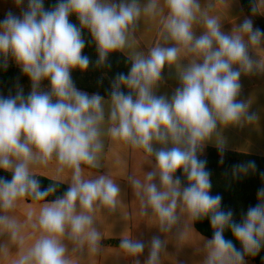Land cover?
I'll use <instances>...</instances> for the list:
<instances>
[{"label":"clouds","instance_id":"9594fccd","mask_svg":"<svg viewBox=\"0 0 264 264\" xmlns=\"http://www.w3.org/2000/svg\"><path fill=\"white\" fill-rule=\"evenodd\" d=\"M14 2L19 15L9 10L0 20V67L6 69L11 57L31 81L32 90L26 96L19 87L15 94H0V170L11 171L10 179L0 176V211L7 213L26 196L42 200L55 191L53 186L40 189L32 165L46 166L55 158L58 172L71 170L67 191L40 210L42 235L16 261L70 264L60 238L67 234L78 246L87 244L95 251L100 236L93 227V213L99 206L114 211L120 193L104 175L83 176L82 165L98 167L105 101L99 94L78 90L72 79L73 69L85 70L90 64L82 54V29L90 32L98 63H103L109 53L128 46L130 29L142 14H157L160 0H148L143 8L139 0H58L50 9L45 8V0H27L26 6L25 0ZM164 4L168 9L164 39L174 45H157L147 55H135L128 74H117L109 93L107 134L154 155L157 170L148 173L143 195L162 230L176 222V209L182 205L192 219L210 220L213 236L206 243L205 264H245V256H255L264 247V188L257 193L259 203L234 221L233 212L221 208L222 197L211 194L210 173L198 154L218 124H235L245 115L246 105L237 100L239 79L241 72L251 71L249 45L260 44L264 30L244 18L234 32L226 33L216 18H198L199 0H164ZM71 15L79 27L70 22ZM198 19L205 30L195 36L193 25ZM182 50L196 58L180 73V86L170 98L156 95L162 70L175 64ZM44 80L50 91L39 90ZM255 168V162L249 161L236 165L235 171ZM178 170L187 179L185 186L176 176ZM157 175L159 186L153 182ZM0 225L15 238L13 220L0 215ZM226 230L241 249L225 238ZM121 247L137 254L145 245L125 239ZM161 247L160 238L154 237L147 264H157Z\"/></svg>","mask_w":264,"mask_h":264},{"label":"crops","instance_id":"0c3cea01","mask_svg":"<svg viewBox=\"0 0 264 264\" xmlns=\"http://www.w3.org/2000/svg\"><path fill=\"white\" fill-rule=\"evenodd\" d=\"M249 1L255 8V17L249 14L240 0H199L200 12L197 16L216 18L221 30L226 33L234 32L244 18L252 19L254 27L258 28L259 21L264 23V0ZM26 2L27 0L24 6ZM139 2L143 8L148 0ZM9 10L19 15L20 8L14 0H0V20ZM167 15L168 9L164 0H160L157 14H142L136 27L130 29L128 46L117 51L132 62L135 55H147L157 45L173 46V41L164 39L163 24ZM204 30L202 20L198 19L193 25L194 35L199 36ZM245 39L247 40V37ZM249 55L253 67L251 71L241 72V87L237 96V100L246 105L245 115L238 123L218 124L212 137L204 142L202 156H205V150L210 148L264 158V40L258 45H249ZM195 58V54L182 50L175 64L165 65L154 93L170 98L180 86V73ZM8 65L20 68L11 57L8 59ZM104 101L105 122L101 125L103 148L98 154V167H81L85 179H94L100 175L112 179L120 189L118 203L114 211L99 206L93 213V227L100 236L95 251L87 244L78 246L67 234L60 238V242L66 247V259L70 264H147L151 241L154 237H159L162 247L157 264H205L208 255L206 243L210 239L199 234L193 219L183 206L178 205L176 209V222L162 230L158 217L146 205L143 190L148 173L157 170L155 157L140 148L113 140L107 134L110 126L107 119L110 99ZM249 114L252 116L251 120L247 118ZM154 147L159 148L160 145L154 144ZM58 167L53 158L46 166L32 165L31 172L35 178L69 187L71 170L58 172ZM4 172L11 174V171ZM153 182L159 186L158 175ZM51 203L36 202L26 196L19 199L15 207L7 213L0 211V215H7L16 225L15 238L9 229L0 225V264H16L19 257L31 249L42 235L38 226L40 210ZM125 239L143 242L144 250L137 254L128 252L120 246ZM245 264L255 263L245 257Z\"/></svg>","mask_w":264,"mask_h":264},{"label":"trees","instance_id":"16d2710c","mask_svg":"<svg viewBox=\"0 0 264 264\" xmlns=\"http://www.w3.org/2000/svg\"><path fill=\"white\" fill-rule=\"evenodd\" d=\"M245 9L253 17L256 16L254 6L249 0H240ZM58 0H45V8L50 9L56 5ZM70 22L79 27V21L75 15L69 17ZM258 28L264 30V23L258 22ZM82 38L85 40V48L83 55L89 57L90 64L87 69H73L72 79L78 90L90 93L99 94L104 99H110L111 85L117 74H128L131 61L123 56L120 52L114 51L108 54L107 59L103 63H98L99 55L96 50V44L91 37L88 29H82ZM3 58L0 57V64ZM49 85L47 80L40 84V91H44L45 87ZM22 88L25 96L32 90L31 81L23 74L22 70L18 67L9 66L5 69L0 67V94L8 95L10 92L15 94L17 89ZM125 92L128 89H123ZM199 158L206 161L205 168L210 173V181L212 184L211 194L220 195L222 197L221 208L225 211L231 210L233 212V220L239 222L251 206L259 203L257 193L261 188H264V158L252 157L242 154L228 153L217 149H206L205 156L199 152ZM249 161H254L255 170H249L247 173L236 172L235 167L238 164H247ZM0 173L11 178V174L0 170ZM181 179V185L187 184V179L182 170L176 173ZM35 178V177H34ZM37 180L43 181L47 187L53 186L55 191L50 193L42 200H35L28 196L30 200L36 202H53L58 197L63 196L68 187L46 181L41 178ZM194 227L200 235L211 239L213 236V229L210 220L206 217L199 220H194ZM226 239H233L229 230L225 231ZM235 246H241L233 239ZM255 264H264V247L255 256H245Z\"/></svg>","mask_w":264,"mask_h":264},{"label":"water","instance_id":"95a60500","mask_svg":"<svg viewBox=\"0 0 264 264\" xmlns=\"http://www.w3.org/2000/svg\"><path fill=\"white\" fill-rule=\"evenodd\" d=\"M0 176L6 177V176L3 175L2 173H0ZM6 178H8V177H6ZM38 181H39L40 189H41V190H45V189L48 188L47 185H46L43 181H41V180H38ZM236 248H237V249H241L242 246H236Z\"/></svg>","mask_w":264,"mask_h":264},{"label":"rangeland","instance_id":"374dc122","mask_svg":"<svg viewBox=\"0 0 264 264\" xmlns=\"http://www.w3.org/2000/svg\"><path fill=\"white\" fill-rule=\"evenodd\" d=\"M44 91H50V85H47L44 89Z\"/></svg>","mask_w":264,"mask_h":264},{"label":"built area","instance_id":"2783aa9c","mask_svg":"<svg viewBox=\"0 0 264 264\" xmlns=\"http://www.w3.org/2000/svg\"><path fill=\"white\" fill-rule=\"evenodd\" d=\"M120 246H121V244H120Z\"/></svg>","mask_w":264,"mask_h":264}]
</instances>
